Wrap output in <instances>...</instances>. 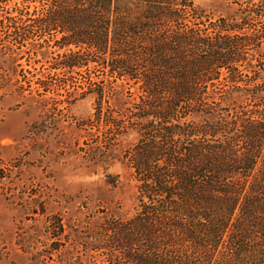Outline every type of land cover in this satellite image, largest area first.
<instances>
[{"label": "trees", "instance_id": "1", "mask_svg": "<svg viewBox=\"0 0 264 264\" xmlns=\"http://www.w3.org/2000/svg\"><path fill=\"white\" fill-rule=\"evenodd\" d=\"M195 2L23 0L60 35L57 68L93 64L100 97L126 107L106 127L139 135L124 159L136 214L106 216L85 243L102 264H264V0L212 32Z\"/></svg>", "mask_w": 264, "mask_h": 264}, {"label": "rangeland", "instance_id": "2", "mask_svg": "<svg viewBox=\"0 0 264 264\" xmlns=\"http://www.w3.org/2000/svg\"><path fill=\"white\" fill-rule=\"evenodd\" d=\"M258 1L196 0L198 23L212 32L210 23ZM27 5L0 0V264H102L85 243L106 216L136 214L137 182L124 159L139 135L106 127L102 115L126 117V107L100 97L93 64L57 68L60 35L37 30Z\"/></svg>", "mask_w": 264, "mask_h": 264}]
</instances>
